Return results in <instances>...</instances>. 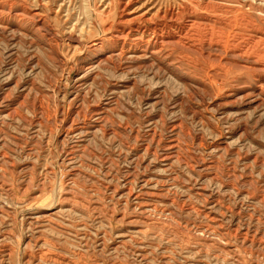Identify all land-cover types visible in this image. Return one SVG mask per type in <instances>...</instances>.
Listing matches in <instances>:
<instances>
[{
  "label": "rangeland",
  "instance_id": "374dc122",
  "mask_svg": "<svg viewBox=\"0 0 264 264\" xmlns=\"http://www.w3.org/2000/svg\"><path fill=\"white\" fill-rule=\"evenodd\" d=\"M0 1V264H264V0Z\"/></svg>",
  "mask_w": 264,
  "mask_h": 264
},
{
  "label": "bare ground",
  "instance_id": "6f19581e",
  "mask_svg": "<svg viewBox=\"0 0 264 264\" xmlns=\"http://www.w3.org/2000/svg\"><path fill=\"white\" fill-rule=\"evenodd\" d=\"M3 1V0H2ZM38 1V0H37ZM134 1L135 0H122V11L124 12L125 10H127L128 9V7H130V5L132 4V3H134ZM207 1V0H206ZM1 2V1H0ZM243 2V1H242ZM241 2V3H242ZM195 3V2H194ZM249 3V2H248ZM39 4V3H38ZM43 4V3H42ZM119 4V3H118ZM7 5V4H6ZM97 5V4H96ZM120 5V4H119ZM200 5H201V3H200ZM203 5V4H202ZM4 6V5H3ZM8 6V5H7ZM23 6V5H22ZM188 6V5H187ZM210 6V5H209ZM208 6V7H209ZM24 7V6H23ZM193 7V6H192ZM7 8V7H6ZM10 8H12V7H10ZM13 8H14V6H13ZM26 8V7H25ZM120 8V7H119ZM200 8H201V6H200ZM2 9V8H1ZM253 9V8H252ZM22 10V9H21ZM24 10V9H23ZM22 10V12H24ZM49 10V9H48ZM193 10V9H192ZM208 10V9H207ZM36 12V11H35ZM191 12V11H190ZM224 12V11H223ZM1 13V12H0ZM34 13V12H33ZM174 13H175V11H174ZM27 14H28V11H27ZM177 14V13H176ZM189 14H191V13H189ZM199 14V13H198ZM33 15H31L30 17H32ZM186 16H189V15H186ZM194 16V15H193ZM16 17V16H15ZM197 17V16H196ZM195 17V18H196ZM201 17V16H200ZM206 17V16H205ZM208 17V16H207ZM6 18V17H5ZM13 18V17H12ZM22 18V17H21ZM174 18V17H173ZM185 18V17H184ZM17 19V18H16ZM25 19V18H24ZM133 19V18H132ZM186 19V18H185ZM198 19V18H197ZM205 19V18H204ZM211 19V18H210ZM19 20V19H18ZM123 20V19H122ZM142 20V19H141ZM174 20V19H173ZM3 21V20H2ZM8 21V20H7ZM16 21V20H15ZM14 21V22H15ZM28 21V20H27ZM134 21H136V18H135V20ZM144 21V20H143ZM184 21V20H183ZM197 21V20H196ZM207 21V20H206ZM210 21V20H209ZM217 21V20H216ZM215 21V22H216ZM1 22V21H0ZM42 22V21H41ZM120 22V21H119ZM118 22V23H119ZM122 22V21H121ZM139 22V21H138ZM190 22H193V21H190ZM211 22H214V21H212L211 20ZM219 22V21H218ZM223 22V21H222ZM242 22H243V20H242ZM28 23V22H27ZM43 23V22H42ZM123 23H128L129 24V22L128 21H124ZM131 23V22H130ZM145 23V22H144ZM184 23V22H183ZM182 23V24H183ZM217 23V22H216ZM39 24V23H38ZM44 24V23H43ZM120 24V23H119ZM187 24V23H186ZM221 24V23H220ZM23 25V24H22ZM140 25V24H139ZM178 25V24H177ZM190 25V24H189ZM202 25V24H201ZM209 25V24H208ZM44 26V25H43ZM121 26H123V24L121 25ZM142 26V25H141ZM164 26V25H163ZM169 26V25H168ZM181 26V25H180ZM195 26H197V25H195ZM222 26H223V24H222ZM243 26V25H242ZM126 27V26H125ZM147 27V26H146ZM174 27V26H173ZM194 27V26H193ZM206 27H208V26H206ZM248 27V26H247ZM11 28V27H10ZM14 28V27H13ZM135 28V27H134ZM178 28V27H177ZM180 28H182V27H180ZM200 28V27H199ZM39 29V28H38ZM41 29V28H40ZM39 29V30H40ZM43 29V28H42ZM41 29V30H42ZM48 29V28H47ZM116 29V28H115ZM155 29H157L156 27H155ZM165 29V28H164ZM183 29V28H182ZM263 29V28H262ZM7 30V29H6ZM109 29H107V31H108ZM116 30H118V29H116ZM134 30V29H133ZM136 30V29H135ZM149 30V29H148ZM154 30V29H153ZM177 30V29H176ZM190 30V29H189ZM193 30V29H192ZM252 30V29H251ZM255 30V29H254ZM45 31V30H44ZM51 31V30H50ZM50 31H45V36H47L48 38H51L53 41H55V38H54V34H52ZM164 31V30H163ZM166 31V30H165ZM182 31V30H181ZM194 31V30H193ZM245 31H246V29H245ZM250 31V30H249ZM260 31H261V28H260ZM260 31H258V30H255L254 32H255V34H257L259 37H258V41L257 42H255V43H253V45H252V47H250L249 49H247V51H242L241 49H239V47L238 46H235V45H228V41L226 42V41H223V33H221V32H218L217 31V40H216V43L217 44H219V45H221L220 47L222 48V55H223V59L227 62V63H229V64H232V66H234V67H237V68H247V69H250V71L252 70V74H253V80H254V85L253 86H251V87H249V88H246V89H244L243 91H237V90H233V92L236 94V96H238V98H239V100L238 101H236V102H231L230 103V105H237V106H242V107H244V108H250V107H252V106H256V105H259L260 104V96H264V44H263V46L261 47V48H256V44L257 43H259V41H260V36L261 37H263L264 38V33L262 32V33H260ZM43 32V31H42ZM138 32V31H137ZM150 32V31H149ZM167 32H168V30H167ZM171 31H169L168 33H170ZM187 32V31H186ZM198 32V31H197ZM201 32H202V30H201ZM4 33V32H3ZM151 33H153V32H151ZM164 33V32H163ZM204 33V32H203ZM2 34V33H1ZM8 34V33H7ZM41 34V33H40ZM124 34V33H123ZM130 34V33H129ZM143 34V33H142ZM155 34V33H154ZM172 34H174V33H172ZM175 34H176V32H175ZM201 34V33H200ZM215 34V33H214ZM214 34H213V30H208L205 34H204V41L205 42H211V39H212V36H214ZM128 35V34H127ZM164 35V34H163ZM180 35V34H179ZM1 36V35H0ZM42 36V35H41ZM69 36H71V35H69ZM68 36V37H69ZM119 36V35H118ZM142 36V35H141ZM151 36L153 37V35L151 34ZM150 36V37H151ZM185 36V35H184ZM44 36H42V38H43ZM66 37V36H65ZM216 37V36H215ZM73 38V37H72ZM132 38V37H131ZM159 38V37H158ZM162 38V37H161ZM178 38L179 37H176V36H174V35H166V38H165V40L168 42V43H172V44H177V42H179V40H178ZM186 38V37H185ZM201 38V37H200ZM202 38H203V36H202ZM201 38V39H202ZM252 38V37H251ZM44 39V38H43ZM130 39V38H129ZM128 39V40H129ZM142 39V38H141ZM180 39V38H179ZM245 39H247V38H245ZM65 40V39H64ZM68 40V39H67ZM132 40V39H131ZM164 40V41H165ZM49 41V40H48ZM72 41H73V39H72ZM155 41V40H154ZM195 41V40H194ZM254 41V40H253ZM58 42V41H57ZM62 42H64V41H62ZM67 42V41H66ZM111 42V41H110ZM119 42V41H118ZM134 42V41H133ZM214 42V41H213ZM51 43V42H50ZM49 43V44H50ZM75 43H77L76 42V40H75ZM87 43V42H86ZM120 43H121V41H120ZM202 43V42H201ZM58 44V43H57ZM81 44H82V42H81ZM125 41H123L122 42V45L123 46H125ZM250 44V43H249ZM248 44V45H249ZM73 45V44H72ZM72 45H70V46H72ZM77 45V44H76ZM75 45V46H76ZM90 45V44H89ZM97 45V42L95 41L94 43H92V46H96ZM122 45H120L119 47H121ZM161 45V44H160ZM197 45V44H196ZM244 45V44H243ZM50 46V45H49ZM69 46V45H68ZM78 46H79V44H78ZM83 46V45H82ZM86 46V45H85ZM128 46V45H127ZM137 46H141V43L140 44H137ZM156 46V45H155ZM192 46V45H191ZM218 46V45H217ZM51 47V46H50ZM90 47V46H89ZM100 47V46H99ZM59 48V47H58ZM88 48V47H87ZM103 48V47H102ZM161 48V47H160ZM60 49V48H59ZM89 49V48H88ZM211 49V48H210ZM84 50V49H83ZM142 50V49H141ZM152 50H154V49H152ZM159 50V49H158ZM176 50V49H175ZM53 51V50H52ZM57 51V50H56ZM92 51V50H91ZM94 51V50H93ZM100 51V50H99ZM136 51H137V49H136ZM157 51V50H156ZM211 51V50H210ZM60 52V51H59ZM58 52V53H59ZM75 52V51H74ZM121 52V51H120ZM124 52H125V50H124ZM152 51H150V53H151ZM158 52H160V51H158ZM214 52H218L217 50H215ZM154 53V52H153ZM195 53V52H194ZM60 54V53H59ZM58 54V55H59ZM104 54H106V53H104ZM124 54V53H123ZM130 53H128V55H129ZM142 54V53H141ZM149 54V53H148ZM155 54V53H154ZM156 54H157V52H156ZM55 56H56V54H54ZM113 55V54H112ZM132 55H134V54H132ZM192 55V54H191ZM221 55V56H222ZM244 55H247L248 57H251L252 56V60H250V61H244L243 60V57H244ZM127 56V55H126ZM156 57H158L157 55H155ZM194 56V55H193ZM192 56V57H193ZM209 56V55H208ZM58 57V56H57ZM182 57V56H181ZM220 57V56H219ZM62 58H64V57H62ZM152 58V57H151ZM158 58H160V57H158ZM158 58H157V60H158ZM93 59V58H92ZM100 59V58H99ZM98 59V60H99ZM142 59V58H141ZM150 59V58H149ZM167 59V58H166ZM172 59V58H171ZM246 59V58H245ZM59 60V59H58ZM97 59H96V62L98 61ZM143 60V59H142ZM141 60V61H142ZM145 60V59H144ZM62 61H64V60H62ZM61 61V62H62ZM170 61V60H169ZM198 61V60H197ZM136 62V61H135ZM143 62V61H142ZM187 62V61H186ZM192 62V61H191ZM60 63V62H59ZM66 63V62H65ZM91 63V62H90ZM94 63V62H93ZM128 63V62H127ZM141 63V62H140ZM200 63V62H199ZM87 64V63H86ZM177 64V63H176ZM62 65V64H61ZM224 65V64H223ZM247 65H248V67H247ZM86 66V65H85ZM92 66V65H91ZM200 66V65H199ZM62 67H64V66H62ZM82 67V66H81ZM220 67V66H219ZM89 68V67H88ZM210 68V67H209ZM221 69V68H220ZM212 70V69H211ZM242 70V69H241ZM87 71V70H86ZM214 72V71H213ZM87 73V72H86ZM245 73V72H244ZM249 73V72H248ZM222 74V73H221ZM88 75V74H87ZM90 75V74H89ZM224 75H225V73H224ZM84 76V75H83ZM82 75H81V77H83ZM80 77V78H81ZM211 77V76H210ZM251 77V76H250ZM249 77V78H250ZM90 78V77H89ZM240 78V77H239ZM238 78V79H239ZM242 78V77H241ZM244 78H246V77H244ZM244 78H242V79H244ZM78 81V80H77ZM89 81V80H88ZM227 81V80H226ZM242 81V80H241ZM250 81V80H249ZM85 82V81H84ZM212 83V85L213 86H216V83L217 82H215L214 80H213V82H211ZM230 83V82H229ZM233 83V82H232ZM239 83V82H238ZM243 83V82H242ZM241 83V84H242ZM78 84V83H77ZM218 84V83H217ZM252 85V84H251ZM236 87V86H235ZM206 88V87H205ZM213 88H215V97L216 98H218L219 97V99H220V97H224V98H228L229 97V93L228 92H226L225 90H224V86H218V87H213ZM230 88V87H229ZM228 88V89H229ZM227 89V90H228ZM230 89H232V88H230ZM236 89V88H235ZM114 91V90H113ZM113 94V93H112ZM233 95V94H232ZM225 100V99H224ZM236 106V107H237ZM5 107V106H4ZM8 109V108H7ZM4 110V109H3ZM16 110V109H15ZM205 110V109H204ZM246 110V109H245ZM251 111V110H250ZM17 112V111H16ZM18 112H20V111H18ZM2 113V112H1ZM100 113H102V112H100ZM104 113V112H103ZM10 115H11V112H10ZM21 115V114H20ZM53 115V114H52ZM224 115V114H223ZM15 116V115H14ZM17 116V115H16ZM94 116V115H93ZM10 117V116H9ZM13 118H15V117H13ZM12 118V119H13ZM18 118V117H17ZM57 118V117H56ZM60 118V117H59ZM61 118H62V116H61ZM65 118V117H64ZM220 118V117H219ZM222 118V117H221ZM225 118V117H224ZM11 119V120H12ZM49 120V119H48ZM153 120V119H152ZM52 121H54V120H52ZM57 121V120H56ZM100 121V120H99ZM58 122V121H57ZM56 122V123H57ZM62 122V120L60 121V123ZM148 122V121H147ZM97 125V124H96ZM148 126V125H147ZM100 127V126H99ZM236 127H237V125H236ZM98 128V127H97ZM102 128V127H101ZM233 128V127H232ZM240 128V127H239ZM79 129V128H78ZM154 130V129H153ZM152 130V131H153ZM235 130H237V129H235ZM2 131V130H1ZM243 131V130H242ZM103 132H105V131H103ZM93 133V132H92ZM151 133V132H150ZM149 133V134H150ZM103 134V133H102ZM107 134V133H106ZM84 136V135H83ZM170 138V137H169ZM201 139V138H200ZM76 140V139H75ZM199 140V139H198ZM94 141V140H93ZM217 143V142H216ZM223 143V142H222ZM226 143V142H225ZM166 145H168V144H166ZM169 146V145H168ZM176 146V145H175ZM221 146V145H220ZM223 146V145H222ZM171 147H172V145H171ZM145 148V147H144ZM147 149V148H146ZM152 149V148H151ZM174 150V149H173ZM146 151V150H145ZM169 151V150H168ZM172 151V150H171ZM147 152V151H146ZM2 154V153H1ZM170 154V153H169ZM166 155V154H165ZM164 155V156H165ZM171 156V155H170ZM169 156V157H170ZM1 157V156H0ZM166 157V156H165ZM165 157H164V159H165ZM175 158V157H174ZM177 158V157H176ZM160 159V158H159ZM167 159V158H166ZM170 159V158H169ZM3 160V159H2ZM173 160V159H172ZM178 160V159H177ZM171 161V160H170ZM3 162V161H2ZM166 162V161H165ZM163 163V162H162ZM4 164V163H3ZM161 164V163H160ZM169 164V163H168ZM166 165V164H165ZM164 165V166H165ZM206 166V165H205ZM202 168V167H201ZM1 170H3V169H1ZM159 170V169H158ZM192 171V170H191ZM1 172V171H0ZM6 173V172H5ZM3 174V173H2ZM1 174V175H2ZM3 175H5V174H3ZM1 177H3V176H1ZM4 178V177H3ZM70 179V178H69ZM143 179V178H142ZM68 182V181H67ZM21 184V183H20ZM144 184H145V182H144ZM165 184V183H164ZM2 185V184H1ZM6 186H7V184H5ZM22 185V184H21ZM20 185V186H21ZM25 185V184H24ZM141 185V184H140ZM153 185V184H152ZM156 185V184H155ZM69 186V185H68ZM149 186H151L150 184H149ZM0 187H2V186H0ZM19 187V186H18ZM141 188H143V187H141ZM146 188H148V187H146ZM152 188V187H151ZM6 189H8V188H6ZM22 189V188H21ZM70 189V188H69ZM25 190H26V188H25ZM67 190V189H66ZM152 190H154V189H152ZM8 191V190H7ZM6 191V192H7ZM12 191V190H11ZM23 191V190H22ZM121 191V190H120ZM146 191V190H145ZM3 192V191H2ZM5 192V193H6ZM20 192V191H19ZM28 192V191H27ZM133 192V191H132ZM22 193V192H21ZM68 193V192H67ZM125 193V192H124ZM139 193V192H138ZM159 193V192H158ZM7 194H9V193H7ZM19 194V193H18ZM22 194H24V193H22ZM69 194V193H68ZM123 194V193H122ZM134 194V193H133ZM4 195V194H3ZM13 194H11V196H12ZM20 195V194H19ZM18 195V196H19ZM25 195H26V193H25ZM73 195V194H72ZM138 195V194H137ZM143 195V194H142ZM15 196V195H14ZM91 196V195H90ZM145 196V195H144ZM6 197V196H5ZM9 197V196H8ZM7 197V198H8ZM22 197H24V196H22ZM66 197V196H65ZM74 197V196H73ZM79 197V196H78ZM135 197V196H134ZM153 197V196H152ZM154 197H156V196H154ZM10 198V197H9ZM148 198V197H147ZM6 199V198H5ZM33 199V198H32ZM62 199H64V201L67 199H65V198H62ZM71 199H72V196H71ZM91 199V198H90ZM98 199V198H97ZM145 199H146V197H145ZM59 200H60V198H59ZM68 200V199H67ZM150 200V199H149ZM154 199H152V203H155L156 202V200H155V202L153 201ZM13 200H12V197H11V199H10V202H9V204L10 205H12V202ZM82 201H83V199H82ZM136 201V200H135ZM8 202V201H7ZM6 202V203H7ZM62 202V201H61ZM71 202V201H70ZM76 202V204H77V202L78 201H75ZM88 202V201H87ZM90 202V201H89ZM97 202V201H96ZM144 202V201H143ZM150 202V201H149ZM160 202V201H159ZM25 203V202H24ZM67 203H68V201H67ZM73 203V202H72ZM124 203V202H123ZM152 203H151V205H152ZM158 203V202H157ZM161 203V202H160ZM65 204V203H64ZM73 204H75V203H73ZM79 204H80V202H79ZM93 204V203H92ZM136 204V203H135ZM6 205V204H5ZM15 205V204H14ZM58 205H59V203H58ZM139 205V204H138ZM137 205V206H138ZM155 205V204H154ZM166 206H167V204H165ZM78 206V205H77ZM86 206V205H85ZM150 206V205H149ZM166 206H164V207H166ZM172 206V205H171ZM9 207V206H8ZM16 207V206H15ZM75 207V206H74ZM79 207V206H78ZM125 207H126V204H125ZM60 208V207H59ZM58 207H57V209H59ZM70 209H72L71 207H69ZM85 208V207H84ZM97 208H98V206H97ZM141 208H142V206H141ZM162 208H163V206H162ZM9 209H10V207H9ZM53 209V208H52ZM61 209H64V208H61ZM66 209V208H65ZM79 209V208H78ZM92 209V208H91ZM124 209H126V208H124ZM137 209V208H136ZM152 209H153V207H152ZM166 209V208H165ZM83 210V209H82ZM128 210V209H127ZM146 210V209H145ZM162 210V209H161ZM173 210H174V208H173ZM74 210H69L68 212L69 213H71V212H73ZM85 211H86V209H85ZM92 211V210H91ZM134 211V210H133ZM132 211V212H133ZM137 211V210H136ZM77 212V211H76ZM97 212V211H96ZM139 212H141V211H139ZM139 212H137V213H139ZM143 212V211H142ZM147 212H149V210L147 211ZM154 212H156V211H154ZM174 212V211H173ZM89 213V212H88ZM92 213V212H91ZM131 213V212H130ZM134 213V212H133ZM136 213V214H137ZM158 213V212H157ZM156 213V214H157ZM1 214V213H0ZM47 214V213H46ZM45 214V215H46ZM80 214V213H79ZM147 214V213H146ZM169 214H170V212H169ZM39 215V214H38ZM37 215V216H38ZM60 214H58V216H59ZM144 215H145V212H144ZM160 215V214H159ZM163 215V214H162ZM165 215V214H164ZM163 215V216H164ZM80 216H82V215H80ZM98 216V215H97ZM130 216V215H129ZM168 216V215H167ZM170 216V215H169ZM48 217V216H47ZM52 217V216H51ZM85 217V216H84ZM30 218L32 219V220H35V216H30ZM145 218H147V217H145ZM44 219V218H43ZM123 219V218H122ZM137 219H140V218H137ZM172 219V218H171ZM212 219V218H211ZM30 220V219H29ZM53 220V219H52ZM90 220V219H89ZM102 220V219H101ZM124 220V219H123ZM122 220V221H123ZM128 221V220H127ZM135 221V220H134ZM137 221V220H136ZM143 221V220H142ZM216 221V220H215ZM36 222H38V221H36ZM97 222V221H96ZM150 222V221H149ZM181 222V221H180ZM179 222V223H180ZM35 223V222H34ZM47 223V222H46ZM130 223V222H129ZM153 223V222H152ZM157 223V222H156ZM49 224V223H48ZM135 224V223H134ZM147 225V224H146ZM150 225V224H149ZM154 225V224H153ZM158 225H160V224H158ZM208 226V225H207ZM144 227V226H143ZM146 227V226H145ZM156 227V226H155ZM180 227H182V226H180ZM162 228V227H161ZM185 228H186V226H185ZM206 228V227H205ZM140 229V228H139ZM156 229V228H155ZM175 229H176V227H175ZM181 229V228H180ZM129 230V229H128ZM177 230V229H176ZM183 230V229H182ZM195 230V229H194ZM203 230V229H202ZM212 230V229H211ZM217 230V229H216ZM137 232L139 231V230H136ZM180 231V230H179ZM178 231V232H179ZM210 231V230H209ZM126 232V231H125ZM141 232V231H140ZM139 232V234H141ZM131 234H133L132 232H130ZM181 233V232H180ZM197 233V232H196ZM199 233V232H198ZM212 233H216V232H212ZM218 233V232H217ZM94 234V233H93ZM134 234H136L135 232H134ZM223 234V233H222ZM122 235V234H121ZM120 235V236H121ZM129 235V234H128ZM174 235V234H173ZM203 235V234H202ZM118 236V235H117ZM136 236V235H135ZM184 236V235H183ZM196 236V235H195ZM198 236V235H197ZM196 236V237H197ZM245 236H247V235H245ZM218 237V236H217ZM220 237V236H219ZM176 238V237H175ZM201 238V237H200ZM223 238H224V235H223ZM94 239V238H93ZM180 240V239H179ZM220 240H221V238H220ZM183 241V240H182ZM206 242V241H205ZM209 242V241H208ZM246 242H248V241H246ZM245 242V243H246ZM197 243V242H196ZM203 244V243H202ZM253 244V243H252ZM1 245V244H0ZM205 245V244H204ZM250 245V244H249ZM255 245V244H254ZM193 246V245H192ZM253 246V245H252ZM221 248V247H220ZM219 248V249H220ZM2 249V248H1ZM4 249V248H3ZM53 249V248H52ZM5 250V249H4ZM6 250H7V248H6ZM9 250V249H8ZM39 250V249H38ZM198 250H199V248H198ZM191 251V250H190ZM7 252V251H6ZM10 252V251H9ZM198 252V251H197ZM226 252V251H225ZM218 253V252H217ZM8 254V253H7ZM194 254V253H193ZM9 256V254L7 255V257ZM81 256V255H80ZM256 256V255H255ZM253 257V256H252ZM8 258H10V257H8ZM31 258V257H30ZM11 260V259H10ZM233 260V259H232ZM237 260H239V258L237 259L236 258V261ZM237 263V262H236ZM256 263V262H255ZM67 264H72L70 261H68V263Z\"/></svg>",
  "mask_w": 264,
  "mask_h": 264
}]
</instances>
